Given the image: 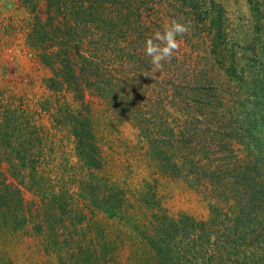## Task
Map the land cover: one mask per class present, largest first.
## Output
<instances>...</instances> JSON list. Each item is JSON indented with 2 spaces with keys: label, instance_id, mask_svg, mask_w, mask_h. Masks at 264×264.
Masks as SVG:
<instances>
[{
  "label": "trees",
  "instance_id": "obj_1",
  "mask_svg": "<svg viewBox=\"0 0 264 264\" xmlns=\"http://www.w3.org/2000/svg\"><path fill=\"white\" fill-rule=\"evenodd\" d=\"M19 2L31 16L23 43L49 69L43 82L54 104H13L0 90V264H13L10 248L27 238L54 264H121L119 252L123 264H264V189L240 165L229 180V164L207 156L231 151L234 140L210 116L234 95L195 79L185 51L159 72L144 53L166 5L176 20L196 15L215 52L217 12H196L190 0ZM225 69L240 80L233 60ZM125 127L136 133L123 135ZM136 144L155 176L201 190L206 218L169 215L147 182L130 187L125 172L106 175L113 154L118 169L129 167Z\"/></svg>",
  "mask_w": 264,
  "mask_h": 264
},
{
  "label": "rangeland",
  "instance_id": "obj_2",
  "mask_svg": "<svg viewBox=\"0 0 264 264\" xmlns=\"http://www.w3.org/2000/svg\"><path fill=\"white\" fill-rule=\"evenodd\" d=\"M193 4L197 6L196 12H217L222 21V38L216 42L215 52L206 51V38L203 37L205 34L200 35L199 31H196L197 17L190 15L193 22L189 16L191 27L188 34L177 37L181 42L179 54L185 51L187 56L191 55L190 62L194 65L195 79H210L217 90H213L214 93L227 97L231 93L235 97L233 101L228 102L224 112L218 107L215 110L218 111V116H210L212 123L218 122L225 137L230 136L234 140L230 146L231 151L228 152L229 155L223 152L214 155L209 151L208 159H212L213 163L220 162L221 166L229 164V171L228 168L224 171L229 180L236 178L232 168L240 165L245 173L258 178L256 188L264 189V0H190V6ZM159 13L160 18H163V26L176 19L172 16L177 15L167 5L162 7ZM29 18V12L19 0H0V90L5 89L2 92L3 98L7 97V101H12L13 104L53 101L52 92L44 87L43 82L44 78L50 75L49 69L45 68L34 52L23 43V31ZM185 18L182 16L178 21L184 22ZM185 39H189L187 43ZM232 60L234 69L240 76L239 81L225 69ZM220 64L221 69L218 68ZM195 88H199L197 83ZM194 108L205 111V108L200 106L194 105ZM43 120L47 125V116H44ZM235 120H238L241 128L240 136L231 133L236 126ZM223 122L225 123L221 126ZM123 132V135L136 133L130 127H125ZM133 148L136 154L131 157L129 167L123 168L125 165H122L118 169L114 164L113 154L107 159L106 175L121 179V174L125 172L124 177L130 187L138 186V182H147L155 192L161 207L169 215L186 214L196 219L208 216L207 202L200 189L190 187L184 179L155 176L148 167V157L144 159L139 153L141 147L136 144ZM32 240L27 238L21 246L10 248L13 252V264H54L53 258L41 250L36 240ZM121 253L123 252L118 253L116 259L123 264Z\"/></svg>",
  "mask_w": 264,
  "mask_h": 264
},
{
  "label": "clouds",
  "instance_id": "obj_3",
  "mask_svg": "<svg viewBox=\"0 0 264 264\" xmlns=\"http://www.w3.org/2000/svg\"><path fill=\"white\" fill-rule=\"evenodd\" d=\"M189 28L190 25L187 22L172 19L163 26L162 31L156 30L145 40L144 53L150 57V64L155 71H161L164 63L171 61L181 46L177 37L188 34Z\"/></svg>",
  "mask_w": 264,
  "mask_h": 264
}]
</instances>
